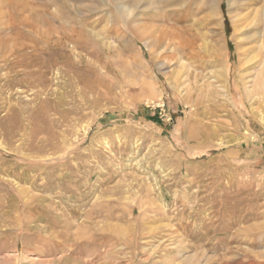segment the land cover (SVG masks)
Returning a JSON list of instances; mask_svg holds the SVG:
<instances>
[{
    "label": "rangeland",
    "instance_id": "rangeland-1",
    "mask_svg": "<svg viewBox=\"0 0 264 264\" xmlns=\"http://www.w3.org/2000/svg\"><path fill=\"white\" fill-rule=\"evenodd\" d=\"M0 264H264V0H0Z\"/></svg>",
    "mask_w": 264,
    "mask_h": 264
},
{
    "label": "bare ground",
    "instance_id": "bare-ground-1",
    "mask_svg": "<svg viewBox=\"0 0 264 264\" xmlns=\"http://www.w3.org/2000/svg\"><path fill=\"white\" fill-rule=\"evenodd\" d=\"M26 11V10H25Z\"/></svg>",
    "mask_w": 264,
    "mask_h": 264
}]
</instances>
